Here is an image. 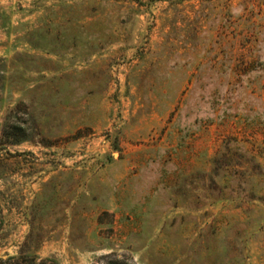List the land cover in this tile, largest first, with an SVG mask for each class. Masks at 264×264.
<instances>
[{"label": "rangeland", "instance_id": "374dc122", "mask_svg": "<svg viewBox=\"0 0 264 264\" xmlns=\"http://www.w3.org/2000/svg\"><path fill=\"white\" fill-rule=\"evenodd\" d=\"M264 264V0H0V258Z\"/></svg>", "mask_w": 264, "mask_h": 264}, {"label": "trees", "instance_id": "16d2710c", "mask_svg": "<svg viewBox=\"0 0 264 264\" xmlns=\"http://www.w3.org/2000/svg\"><path fill=\"white\" fill-rule=\"evenodd\" d=\"M0 264H48L47 260H39L36 255L10 256L6 259L0 258Z\"/></svg>", "mask_w": 264, "mask_h": 264}]
</instances>
